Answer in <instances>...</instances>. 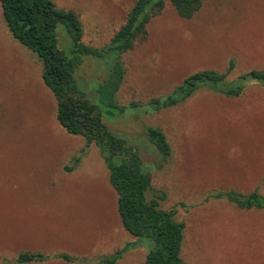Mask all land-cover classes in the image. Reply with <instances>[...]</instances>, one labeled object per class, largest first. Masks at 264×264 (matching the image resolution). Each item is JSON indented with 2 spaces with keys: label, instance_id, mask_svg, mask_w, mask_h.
Wrapping results in <instances>:
<instances>
[{
  "label": "rangeland",
  "instance_id": "rangeland-1",
  "mask_svg": "<svg viewBox=\"0 0 264 264\" xmlns=\"http://www.w3.org/2000/svg\"><path fill=\"white\" fill-rule=\"evenodd\" d=\"M53 1L79 16L81 41L94 47L110 40L134 2ZM121 60L117 102L135 108L105 115L97 86L110 68L106 59L84 57L75 84L108 130L139 150L152 189L165 195L160 206L184 225L185 264H264V209L239 208L222 195L256 189L264 197V82L249 79L234 97L200 86L175 106L145 108L196 71L224 73L232 61L229 80L252 69L264 73V0H202L190 19L166 0L146 39ZM41 70L0 11V264H14L23 251L46 255L26 264H100L135 238L121 225L98 149L56 120ZM146 126L164 132L168 156L149 143ZM146 248L131 246L114 264H143ZM62 253L74 260L56 257Z\"/></svg>",
  "mask_w": 264,
  "mask_h": 264
},
{
  "label": "trees",
  "instance_id": "trees-1",
  "mask_svg": "<svg viewBox=\"0 0 264 264\" xmlns=\"http://www.w3.org/2000/svg\"><path fill=\"white\" fill-rule=\"evenodd\" d=\"M165 1L134 0L124 22L110 40L102 47H94L82 43L83 26L73 10L58 7L53 0H0L1 15L12 38L33 52L42 64L40 77L56 101V120L68 134L82 136L85 147L93 144L98 149L108 170L109 184L116 194L121 225L135 238L114 255L102 258L100 264H114L134 245L147 247L143 264H185L181 257L183 223L175 219L173 211L160 206L165 195L152 189L149 170L142 163L139 150L126 138L108 130L101 120V110L76 86L74 76L84 57L106 59L110 68L97 86L105 115H117L135 108L136 103L117 102L116 95L125 76L121 56L136 42L146 39L147 25L161 13ZM168 1L183 19L192 18L202 5V0ZM232 68L233 62L230 61L224 73L200 70L186 76L170 93L149 100L145 105L146 112L175 106L200 86L234 97L242 94L245 81L264 82V73L255 69L229 80ZM144 129L156 152L168 156L171 148L164 132L154 126ZM222 195L239 208L264 209V197L256 189L248 194L228 191ZM56 257L67 262L74 260L63 253ZM44 260L46 255L42 253L23 251L17 255L14 264Z\"/></svg>",
  "mask_w": 264,
  "mask_h": 264
}]
</instances>
